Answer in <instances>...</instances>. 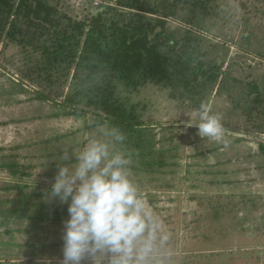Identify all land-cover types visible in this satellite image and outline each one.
I'll return each mask as SVG.
<instances>
[{
	"label": "rangeland",
	"instance_id": "374dc122",
	"mask_svg": "<svg viewBox=\"0 0 264 264\" xmlns=\"http://www.w3.org/2000/svg\"><path fill=\"white\" fill-rule=\"evenodd\" d=\"M60 1L74 17L106 3ZM149 1L164 7L172 0ZM216 6L217 15L205 21L209 33L191 28L214 47L204 57L209 64L226 56L225 71L239 62L234 76L245 86L236 90L230 81L217 93L218 84H210L203 96L202 77L175 87L152 81L138 90L120 87V98L136 109L153 148L169 163L151 175L140 156L130 157V178L170 234L168 264H264V134L250 136L246 123L248 83L258 81L264 95V0H219ZM169 21L171 29L187 32L182 21ZM27 61L19 46H0V264H61L67 205L45 200L44 193L62 151H79L97 126L91 115L68 114L70 83L49 87L25 78L22 87L32 65ZM199 103L219 118L221 141L187 126L190 117L192 125L200 122L193 117ZM159 199L166 204L156 209Z\"/></svg>",
	"mask_w": 264,
	"mask_h": 264
},
{
	"label": "trees",
	"instance_id": "16d2710c",
	"mask_svg": "<svg viewBox=\"0 0 264 264\" xmlns=\"http://www.w3.org/2000/svg\"><path fill=\"white\" fill-rule=\"evenodd\" d=\"M112 1L74 17L60 0H0V46H19L32 63L22 87L25 78L49 87L70 83L64 102L73 109L68 114L91 115L96 126L117 127L125 136L124 150L130 157L140 156L143 169L152 175L167 168L166 154L153 148L139 113L120 98V87L138 90L148 81L175 87L202 77L200 96L208 93L210 84H218L219 93L231 81L237 90L241 81L234 75L239 62L237 68L230 63L222 71L226 56L210 64L204 58L214 47L202 34L209 33L206 22L217 15L219 0H172L164 7L148 0ZM171 18L182 21L187 32L171 29ZM247 91L249 135L264 134V95L258 81L248 83Z\"/></svg>",
	"mask_w": 264,
	"mask_h": 264
},
{
	"label": "clouds",
	"instance_id": "9594fccd",
	"mask_svg": "<svg viewBox=\"0 0 264 264\" xmlns=\"http://www.w3.org/2000/svg\"><path fill=\"white\" fill-rule=\"evenodd\" d=\"M193 117L200 122L192 125L190 117L187 126L201 138L223 139L220 120L206 105ZM124 140L117 127L102 123L79 151L60 154L44 198L67 205L61 264H168L170 234L130 178Z\"/></svg>",
	"mask_w": 264,
	"mask_h": 264
},
{
	"label": "crops",
	"instance_id": "0c3cea01",
	"mask_svg": "<svg viewBox=\"0 0 264 264\" xmlns=\"http://www.w3.org/2000/svg\"><path fill=\"white\" fill-rule=\"evenodd\" d=\"M144 195H146L145 192H144ZM164 203H165L164 201H161V199H159V200H158V203H156V206H157V205H159V206H160V205L163 206ZM165 204H166V203H165ZM169 204H170V203H169ZM171 205H172V204H170V206H171ZM170 206H169V208H170ZM172 206H173V205H172ZM157 208H159V207L157 206L156 209H157ZM243 218H244V217H242V219H243ZM253 226L255 227V224H254ZM248 229H249V228H248ZM245 234H248V233H245Z\"/></svg>",
	"mask_w": 264,
	"mask_h": 264
}]
</instances>
